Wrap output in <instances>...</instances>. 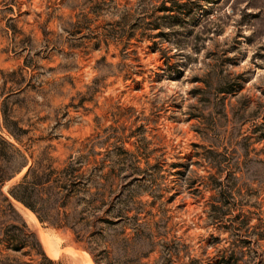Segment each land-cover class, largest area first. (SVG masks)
<instances>
[{
    "label": "rangeland",
    "instance_id": "obj_1",
    "mask_svg": "<svg viewBox=\"0 0 264 264\" xmlns=\"http://www.w3.org/2000/svg\"><path fill=\"white\" fill-rule=\"evenodd\" d=\"M0 138V264H36L13 225L60 264H264V0H0ZM51 158L94 181L41 222L9 188Z\"/></svg>",
    "mask_w": 264,
    "mask_h": 264
},
{
    "label": "trees",
    "instance_id": "obj_2",
    "mask_svg": "<svg viewBox=\"0 0 264 264\" xmlns=\"http://www.w3.org/2000/svg\"><path fill=\"white\" fill-rule=\"evenodd\" d=\"M5 119L6 121H10L6 113ZM10 123L12 126L10 124L8 129L16 138L27 132L26 129L19 127L16 122ZM0 146L6 149L11 144L6 139L0 138ZM14 157V154H9L8 152L3 154L0 150V159L3 162H11L14 160ZM50 160V163L47 165H44L41 159L36 160L25 174L9 188L11 197L16 202L30 209L41 222H46L48 213L51 210H56L58 215L67 220L68 212L66 208L71 198L78 191L88 190L90 183L94 181L93 173L88 176L83 174L78 175V168H76V162L73 160H70L69 164L59 171L54 167L52 158ZM27 165L28 163H25L18 170H11L9 166L0 164V186L17 176ZM12 228L19 230V234H16V232L13 234L12 232L11 235V232H6L5 238L13 244V249L21 250L30 245L31 250L37 256L36 264H60L58 260H54L46 255L35 233L26 232L22 227L14 225ZM95 262L98 264L96 259Z\"/></svg>",
    "mask_w": 264,
    "mask_h": 264
},
{
    "label": "bare ground",
    "instance_id": "obj_3",
    "mask_svg": "<svg viewBox=\"0 0 264 264\" xmlns=\"http://www.w3.org/2000/svg\"><path fill=\"white\" fill-rule=\"evenodd\" d=\"M46 251H47V253L49 254V256H51V257H53L54 255H53V250L50 248V247H48V246H46ZM92 261V260H91ZM93 262V261H92Z\"/></svg>",
    "mask_w": 264,
    "mask_h": 264
},
{
    "label": "crops",
    "instance_id": "obj_4",
    "mask_svg": "<svg viewBox=\"0 0 264 264\" xmlns=\"http://www.w3.org/2000/svg\"><path fill=\"white\" fill-rule=\"evenodd\" d=\"M91 255H92V254H91ZM93 262H94V264L96 263V262H95V257H94V261H93Z\"/></svg>",
    "mask_w": 264,
    "mask_h": 264
}]
</instances>
